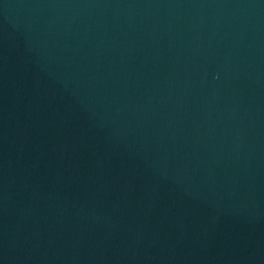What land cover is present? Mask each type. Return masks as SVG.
I'll return each instance as SVG.
<instances>
[{"label": "water", "instance_id": "95a60500", "mask_svg": "<svg viewBox=\"0 0 264 264\" xmlns=\"http://www.w3.org/2000/svg\"><path fill=\"white\" fill-rule=\"evenodd\" d=\"M0 264H264V0H0Z\"/></svg>", "mask_w": 264, "mask_h": 264}]
</instances>
